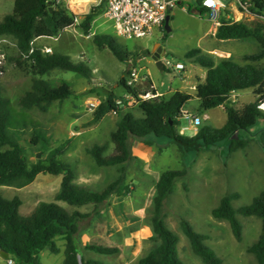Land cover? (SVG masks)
Returning a JSON list of instances; mask_svg holds the SVG:
<instances>
[{
	"label": "trees",
	"instance_id": "1",
	"mask_svg": "<svg viewBox=\"0 0 264 264\" xmlns=\"http://www.w3.org/2000/svg\"><path fill=\"white\" fill-rule=\"evenodd\" d=\"M204 0H180L179 8H186L188 14L204 17L208 10L203 6ZM251 12L264 16V0H252ZM103 12V6L83 16L78 22L75 15L65 5V0H15L13 13L0 22V37H11L16 42V54L8 60L18 68L29 67L31 83L29 89L19 98L21 111L38 108L42 111L53 102L62 101L74 94L72 84L66 80L52 85L44 77L54 70L72 72L83 78H90V69L85 63H74L61 53L45 54L34 47V41L40 36L58 37L69 27L77 26L83 35L88 36L95 18ZM164 40L167 38V31ZM218 40L253 39L258 43L255 53L246 55V64L241 65L232 58L219 59L205 53L200 48L187 52L185 59L206 70V78L199 82L193 93L175 91L170 96L158 95L151 78L143 74V86L132 89L126 85L128 69L119 79L117 86L126 94L136 99V108L125 111L110 93L107 100L100 105L95 121L107 112L115 111L120 117L116 128L110 134L113 144L112 152L107 154L105 144H94L86 149L88 155L98 167H118V176L100 190L91 189L76 182L73 166L64 161L66 145L51 147L42 125L28 117V113H18L10 97L0 92V186L17 185L20 188L31 185L40 174L62 176L60 188L55 194V201L40 202L29 215L20 212L22 199L18 196L8 199L0 195V253L9 255L15 264H42L40 253L45 249L52 254H59L58 239L65 241L64 260L62 264H99L85 257L91 251L100 255L111 256L120 251L115 246L87 244L81 246L80 236L87 232L92 222L106 212L110 199L117 197L125 200L132 194L128 183V167L138 161L133 155L132 145L139 141L151 146L150 136L165 137L176 144L181 151L184 147L202 148V144L219 145L230 143V152L244 150L249 142L256 141L264 154V114L258 110V103L264 100V28L249 26L243 21H234L222 17L221 25L215 34ZM94 44L106 48L120 62L129 66V61L136 62L137 53L129 52L111 35H94ZM149 50L143 55L149 56ZM163 70L166 67L163 65ZM253 89L255 101L242 108L229 102L232 92ZM153 95L143 100L139 95ZM193 99H197L196 112L204 115L208 111L224 107L227 121L221 128L204 125L193 137L181 135L178 129L184 110L189 108ZM261 126H258V124ZM258 131V132H255ZM29 134L30 146L41 151L45 156L35 163H30L22 142ZM187 170H166L155 182V194L149 209L152 236L151 242L157 247L150 251L137 264H186L178 253L179 237L165 222L164 202L172 194L177 180L187 176ZM238 193L222 196L212 216L220 221H227L237 241H242L243 225L238 216L254 217L261 221L259 238L247 247V253L253 256L257 264H264V190L253 199L251 204L239 208L233 202L239 199ZM57 202H64L75 209L69 210ZM92 206V210L83 213L81 207ZM181 229L188 238L192 251L204 264H225L216 253L206 245L207 237L194 230L192 225L182 219Z\"/></svg>",
	"mask_w": 264,
	"mask_h": 264
},
{
	"label": "rangeland",
	"instance_id": "2",
	"mask_svg": "<svg viewBox=\"0 0 264 264\" xmlns=\"http://www.w3.org/2000/svg\"><path fill=\"white\" fill-rule=\"evenodd\" d=\"M106 2L107 0H65L66 7L78 16V22H81L83 16L89 14L93 8L98 11L103 6V12L93 21L92 30L88 36L83 35L79 27L72 26L61 32L58 37L40 36L35 39L34 47L40 48L42 51L51 48L52 53L66 55L74 63L83 62L91 73L90 78H83L72 72L54 70L45 76L44 79L53 86L61 80L70 82L74 91L72 96L62 101L53 102L47 106L45 111L34 108L23 112L19 108L17 104L19 98L30 87V69L27 66L18 68L10 63L8 59L16 54V42L11 37H0V92L11 98L12 105L18 113H28L31 120L42 125L50 138L52 148L66 145L64 161L73 166L77 177L76 182L96 190L104 188L115 180L118 176V167H98L91 156L87 154L86 149L94 144H105L107 154L111 153L113 144L110 134L115 130L120 117L115 111H111L95 121L97 111L93 113L88 111V101L98 99L103 104L110 93H113L118 100L122 101L121 109H124L122 114L131 109L137 116H140V113L135 107L136 99L127 96L123 89L117 86L123 72L129 67L117 60L110 50L98 48L94 44L93 37L94 35H111L129 52L137 53L139 58L134 62V65L140 71L142 81L140 86H143L142 75L145 72L146 62L140 58L144 50L152 52L154 43L160 39L163 40L165 36L164 28L155 32L151 38L143 40L117 38L114 35L113 27L104 16ZM221 2L224 5L232 3L229 8L222 11L223 18L243 21L249 26L264 28V16L253 14L251 11L245 13L235 0H221ZM14 3L15 0H0V22L7 15L13 13ZM172 10L178 26L172 27L173 29L170 26L173 39L169 47L177 54L169 55L167 60L172 65L182 61L187 68L180 72L165 66L166 70H161L156 63L150 60L148 67L151 79L162 93L168 92L174 87L180 77L187 80L186 74L193 73L196 77L204 75V68L198 66V70H194L195 64L185 59L189 49L195 47L197 43L194 40L184 45L185 37L198 33V40L203 45L210 44V37H212L210 33L213 25L207 17L206 20L199 18L205 20L199 22L187 14L186 8H184L185 12L178 6ZM167 34L166 39L169 37V32ZM234 43L237 45L235 60L241 65L246 64L244 58L246 55L258 50V43L253 39L238 40ZM213 56L217 61L224 59L221 58L222 56ZM257 64L264 65V61ZM170 95L167 93L164 96ZM254 101V93L248 90L242 92L240 98H237L236 107L242 108ZM194 114L202 120L199 129L204 125L221 128L226 122V113L222 108L212 109L208 121L204 120L203 115ZM258 126L261 124L259 123ZM183 128H189L185 132V136H194L195 131L190 127L188 118L180 119L178 129ZM148 139L152 145L147 148L154 152L151 158L153 167L142 165L139 162H132L129 165L128 183L131 185L132 194L125 200H121L126 218L119 220L118 223L116 219L114 220L108 215L111 205L118 199L112 197L105 212L109 217L111 229L96 236L92 229L93 225H91L87 232L81 234V236L88 235L90 243L119 247L120 251L111 256L87 251L85 257L99 264H137L139 259L144 258L154 244L157 245L149 240L148 234H152L149 209L155 194L158 173L166 170L186 169L187 176L176 181L172 194L164 202L165 222L179 237L180 259L186 264H204L201 258L192 251L190 242L181 229L180 223L184 219L192 225L195 231L207 237L206 245L225 264H257L255 258L247 253V247L259 238L261 221L254 217L239 215L238 218L243 225V238L242 241H237L229 223L217 220L212 216V209L217 206L222 196L228 193H238L240 197L233 202V206L239 208L251 204L253 199L264 190V155L257 142L251 141L244 150L234 153L230 152L229 142L202 148L184 147L178 158L175 155L177 146L169 144L170 141L167 138L150 136ZM29 141L28 134L22 144L29 162L35 163L45 158L46 155L30 146ZM8 148L7 146L0 147L1 150ZM159 148L163 150V153L157 150ZM38 153H41L40 159L37 157ZM61 182L62 176L40 174L31 185L24 188H20L16 184L0 186V195L8 199L20 197L22 199L20 212L23 215H29L40 202L55 201V194L60 188ZM62 204L66 209H75L66 203ZM92 208L90 205L81 207L79 210L87 213ZM99 219L102 220V217L98 216L92 224ZM58 240V245L61 247L63 241L62 239ZM81 246H83L82 243ZM40 259L42 264H60L64 259V250L61 249L59 254H52L50 250L45 249L40 253ZM0 264H8V259L0 256Z\"/></svg>",
	"mask_w": 264,
	"mask_h": 264
},
{
	"label": "built area",
	"instance_id": "3",
	"mask_svg": "<svg viewBox=\"0 0 264 264\" xmlns=\"http://www.w3.org/2000/svg\"><path fill=\"white\" fill-rule=\"evenodd\" d=\"M178 1L179 0H107L104 16L106 21L113 27L114 35L117 38L126 40H143L152 37L156 30H162L165 28V21L169 16L170 11L177 7ZM235 1L245 13H249L251 11L252 0ZM231 5L232 3L224 5L221 0L203 1V6L208 10L205 16L215 27H219L221 25L222 11L229 8ZM43 52L45 54H51L52 49L46 48ZM164 66H169L180 72L186 70L187 68L186 64L182 61H178L175 65H172L170 61H166ZM128 67L126 85L132 89H137L142 83L140 71L137 67H135L132 60L129 61ZM127 96L134 98L129 94H127ZM138 97L140 99L147 100L152 98L153 95L151 96V94H146L139 95ZM229 102H237L235 92L230 94ZM116 103L121 108L122 101L117 100ZM100 105L101 103L98 99H91L87 103L88 111L93 113L98 110ZM257 107L258 110L264 114V100L260 101ZM201 122L202 120L199 116H192L190 125L196 132H198ZM186 130L187 129H181L180 134L185 135ZM262 130L264 137V128ZM8 264H14L13 260L8 259Z\"/></svg>",
	"mask_w": 264,
	"mask_h": 264
},
{
	"label": "crops",
	"instance_id": "4",
	"mask_svg": "<svg viewBox=\"0 0 264 264\" xmlns=\"http://www.w3.org/2000/svg\"><path fill=\"white\" fill-rule=\"evenodd\" d=\"M180 9L182 11H184V8H180ZM187 14H188V12H187ZM188 15H190V14H188ZM190 16H193L195 19L199 20V22H203V21L206 20V16H204V17H200V16H196V15H190ZM169 17H170V19H169V26H171V28L172 27L173 28L177 27L178 26V23L175 20V15H174V11L173 10L169 13ZM199 18H205V20H202V19H199ZM212 25H213V23H212ZM172 29H171V31H172ZM217 29H218V27H215L213 25V28H212L211 33H210L211 36H212V37H210V42H211L210 44H208V43H206V45L201 44L200 40H198V36H197L198 33H195V35L194 34H191L189 36H186L185 39H184V41H183V44L185 45L187 43H191V41L196 40L197 41L196 46L193 47V48H200L205 53L210 54L212 56L215 55V56H218V57L219 56L220 57L222 56L221 58H232L234 61H236L235 60V58H236L235 57V54H236V51H237V48H236L237 45L234 42H237L238 40L236 41V40H218V39H216L215 38V34L217 32ZM157 31H161V30H156L155 32H157ZM171 31L169 32L168 39H165V40L163 39L164 41L160 39V40L156 41L154 43V45H153V46H155L156 44H160L162 46L163 51L166 54V56L162 58L163 65H165L166 61H168L167 58L169 57V55L177 54V52L173 51L172 48L169 47V45L171 43V40L173 39L172 34H171ZM205 36H207V34H205ZM203 38H204V33H203ZM193 48H190L189 51L191 49H193ZM170 53H173V54H170ZM141 59L146 62L145 63L146 66L144 68L145 69V72L143 74H147L151 78L150 73H149V67H148L149 61L152 60L151 57H148L146 55H142V57L140 58V60ZM237 63H239V62H237ZM194 70H198V65L195 64ZM185 77H188V79L187 80H183V78L180 77L179 81H177V83L175 84V86L172 87L168 92L162 93L161 90H159L158 87H156L154 85V83H153V85L156 88V90L158 92V95H165L167 93L168 94H172L175 91H182V92H187V93H193L194 90H195V88H196V86H197V84L199 82H203L205 80V78H206V70L204 72V75H201L200 77H196L195 75H193V73L186 74ZM248 90H251L252 92L254 91L253 89H248ZM248 90L236 91L235 92V95L237 96V98L238 97L240 98L241 93L242 92H245V91H248ZM197 106H198L197 99H193L191 101V103H190L189 108H187L186 110H184L183 116L181 118H188V121H189V124H190L191 117L192 116H195V114L193 115V113H197L196 112ZM218 108H222L225 111V109L223 107H218ZM210 111H208L207 113H205L203 115L205 121H208L210 119V115H209ZM225 113H226V111H225ZM226 121H227V114H226ZM190 127L193 128L191 125H190ZM183 129H187L188 130L189 128H183ZM194 131H195V129H194ZM196 134H197V132L195 131L194 136ZM169 144L177 146L172 141H170ZM259 149H260V147H259ZM157 150H160L163 153V150L161 148H159ZM180 151H181L180 148L177 146V151L175 152V155H177L178 158L180 156ZM132 152H133V155L138 158V161H135V162H139L140 164L149 166L151 168L153 167L152 162H151V158H152V156H153L152 154H154V152L150 148H147L146 145L142 144L139 141H134L133 142V145H132ZM261 152H262V150H261ZM262 154H263V152H262ZM152 173H153V171H152ZM161 174H162L161 172L158 173L157 180L159 179V177H160ZM57 203L60 206L64 207V205L62 204L64 202H57ZM106 214L107 213L100 215L99 217H102V220L101 219H99V221L96 220L92 224L93 225V228L92 229L94 230V233H95L96 236L101 235L103 232H105V230L111 229L110 226H109V217H108V215L111 216L112 218H114V220L116 219L117 222L119 220H122V219L126 218V215L124 213V208H123L122 201L119 198L117 200H115L114 204L111 205L110 209L108 210V215H106ZM113 227L115 229V226H113ZM148 236L151 237L152 234L149 233ZM62 241H63V245L61 247H59V245H58L59 240L57 241V245L60 248V252H61V249L65 250V241L63 239H62ZM80 242L82 243L83 246H85L87 244H91L90 243V237L88 235H85V234L82 235V236H80ZM100 245H102V244H100ZM157 245L154 244V246L152 247V249L150 251H152L154 248H156ZM0 256L2 257L1 253H0ZM62 263H63V261L60 264H62Z\"/></svg>",
	"mask_w": 264,
	"mask_h": 264
},
{
	"label": "water",
	"instance_id": "5",
	"mask_svg": "<svg viewBox=\"0 0 264 264\" xmlns=\"http://www.w3.org/2000/svg\"><path fill=\"white\" fill-rule=\"evenodd\" d=\"M180 1V0H179ZM169 19L170 17L168 16L166 21H165V30L167 32L171 31V28L169 26ZM151 57V59L156 63L157 67L159 69H163V62H162V58L166 56L165 52L163 51V48L160 44H156L153 47V51L150 53L149 55ZM214 145V144H213ZM202 147H208L207 144H202ZM40 155L41 153H38L37 157L40 159ZM2 257H4L5 259L9 258V255L7 253L1 252Z\"/></svg>",
	"mask_w": 264,
	"mask_h": 264
}]
</instances>
